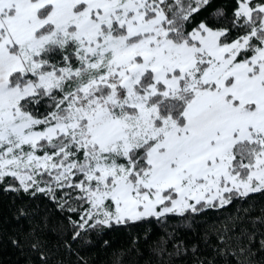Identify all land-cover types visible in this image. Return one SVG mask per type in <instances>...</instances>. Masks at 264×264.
I'll list each match as a JSON object with an SVG mask.
<instances>
[{"label": "snow or ice", "instance_id": "snow-or-ice-1", "mask_svg": "<svg viewBox=\"0 0 264 264\" xmlns=\"http://www.w3.org/2000/svg\"><path fill=\"white\" fill-rule=\"evenodd\" d=\"M212 2L0 0V191L48 199L72 240L264 194V0L197 19ZM254 211L202 234L215 256L261 264ZM36 214L16 218L47 264Z\"/></svg>", "mask_w": 264, "mask_h": 264}, {"label": "trees", "instance_id": "trees-1", "mask_svg": "<svg viewBox=\"0 0 264 264\" xmlns=\"http://www.w3.org/2000/svg\"><path fill=\"white\" fill-rule=\"evenodd\" d=\"M232 6L233 0H213L197 19L217 7H222L230 15ZM252 202L256 204V211L252 215H259L261 206H264V194H253L248 200L236 201L222 211L206 210L197 215L195 221L170 216L157 223L155 218H150L127 227L116 226L104 232L82 233L77 240H72L66 214L58 211L48 199L43 196L30 199L0 191V264H41L40 257L29 247L33 240V237L26 235L29 219L16 218L17 210L21 207L28 211L37 210L38 214L31 217V221L36 223L47 212V229L37 231V236L43 241L47 264H197L198 259H204L207 264L210 258H214L215 264H225V261L235 264L232 256H215L212 247L216 245L215 236L211 235L210 242L205 243L202 234H211L219 229L225 217L240 203L247 207ZM12 239H19L21 245L14 246ZM177 240L184 242L187 252L177 254ZM193 245L197 248L195 253ZM262 258L264 253L256 257L264 264Z\"/></svg>", "mask_w": 264, "mask_h": 264}]
</instances>
